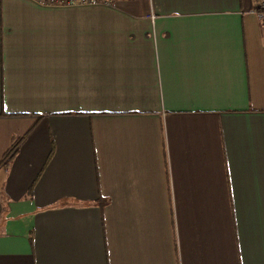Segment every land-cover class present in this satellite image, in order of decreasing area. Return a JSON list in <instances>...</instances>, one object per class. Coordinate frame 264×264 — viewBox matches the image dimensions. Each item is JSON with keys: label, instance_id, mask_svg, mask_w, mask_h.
<instances>
[{"label": "crops", "instance_id": "obj_1", "mask_svg": "<svg viewBox=\"0 0 264 264\" xmlns=\"http://www.w3.org/2000/svg\"><path fill=\"white\" fill-rule=\"evenodd\" d=\"M259 0H0V264H264Z\"/></svg>", "mask_w": 264, "mask_h": 264}, {"label": "built area", "instance_id": "obj_2", "mask_svg": "<svg viewBox=\"0 0 264 264\" xmlns=\"http://www.w3.org/2000/svg\"><path fill=\"white\" fill-rule=\"evenodd\" d=\"M39 6L73 8V7H106L112 5L113 0H32ZM255 13L263 27L264 25V0H259Z\"/></svg>", "mask_w": 264, "mask_h": 264}, {"label": "trees", "instance_id": "obj_3", "mask_svg": "<svg viewBox=\"0 0 264 264\" xmlns=\"http://www.w3.org/2000/svg\"><path fill=\"white\" fill-rule=\"evenodd\" d=\"M263 29H264V25H263Z\"/></svg>", "mask_w": 264, "mask_h": 264}]
</instances>
